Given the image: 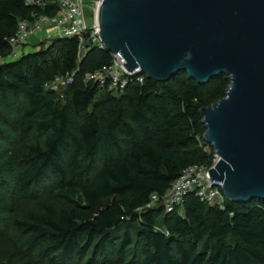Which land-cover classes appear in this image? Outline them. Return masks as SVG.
I'll list each match as a JSON object with an SVG mask.
<instances>
[{
  "label": "trees",
  "instance_id": "1",
  "mask_svg": "<svg viewBox=\"0 0 264 264\" xmlns=\"http://www.w3.org/2000/svg\"><path fill=\"white\" fill-rule=\"evenodd\" d=\"M43 1L45 8L0 0V56L8 54L20 20L57 13ZM79 46L77 38L57 39L0 67V118L15 127L25 150L9 185L21 199L48 189L69 205L14 219L17 235L38 246L43 264H264V200L225 199L220 207L192 193L172 213L161 203L148 208L184 169L213 164L200 110L224 98L230 80L223 75L199 85L179 73L165 83L145 78L115 95L83 82L109 67L112 53L91 47L81 57ZM73 72L71 86L45 88ZM6 206L0 200V210Z\"/></svg>",
  "mask_w": 264,
  "mask_h": 264
},
{
  "label": "water",
  "instance_id": "2",
  "mask_svg": "<svg viewBox=\"0 0 264 264\" xmlns=\"http://www.w3.org/2000/svg\"><path fill=\"white\" fill-rule=\"evenodd\" d=\"M103 50L130 73L199 85L225 75L226 96L200 110L224 198L264 200V0H103Z\"/></svg>",
  "mask_w": 264,
  "mask_h": 264
},
{
  "label": "built area",
  "instance_id": "3",
  "mask_svg": "<svg viewBox=\"0 0 264 264\" xmlns=\"http://www.w3.org/2000/svg\"><path fill=\"white\" fill-rule=\"evenodd\" d=\"M102 1L93 0V12L90 16L87 15L88 5L85 0H56L54 2L57 6L55 15L35 13L31 20H20L17 31L8 39L10 45L8 54L0 56V67L7 62L20 59L24 55L23 47L29 39L42 31L46 32L49 41L59 37L79 39L81 57L91 47L103 50L98 27V11ZM27 4L36 8L47 6V2L43 0H27ZM124 62L119 54H115L109 67L87 74L83 77V82L86 85L98 86L115 95L124 92L131 83L143 84L146 77L130 73L122 66ZM76 74L77 72H73L57 76L53 81L46 83L45 88L49 91L59 92L74 83ZM214 156L211 166L192 165L184 169L165 196H152L148 208H153L161 203L167 214L172 213L176 208H183L187 196L192 193L202 203L210 206H214L217 202H224L223 185L211 181L208 173L217 164L218 157Z\"/></svg>",
  "mask_w": 264,
  "mask_h": 264
},
{
  "label": "rangeland",
  "instance_id": "4",
  "mask_svg": "<svg viewBox=\"0 0 264 264\" xmlns=\"http://www.w3.org/2000/svg\"><path fill=\"white\" fill-rule=\"evenodd\" d=\"M88 5L87 15L93 12V0H85ZM65 39V38H57ZM49 41L46 32L42 31L31 39L29 43L37 46L36 50L49 48L57 40ZM61 91V90H60ZM7 120L0 118V200L7 202L6 208L0 210V264H43V258L38 256L39 248L29 247L26 238L17 235L13 226L14 219L23 220L27 213L35 215L43 214L47 208H53L57 212L69 208V205L58 198L55 193L46 189L39 194L37 199H21L17 192L9 185L11 175L19 173L22 164L17 163L20 155L25 153L22 140L13 125H8ZM209 151V147H206ZM13 177V176H12ZM224 202H217L214 206L222 207ZM165 212L157 218L158 229H161ZM55 255V253L51 254ZM86 259L78 260L77 264H85ZM130 263V258L126 260ZM95 264H120L114 259L103 261L98 259Z\"/></svg>",
  "mask_w": 264,
  "mask_h": 264
},
{
  "label": "crops",
  "instance_id": "5",
  "mask_svg": "<svg viewBox=\"0 0 264 264\" xmlns=\"http://www.w3.org/2000/svg\"><path fill=\"white\" fill-rule=\"evenodd\" d=\"M51 3L53 2H56V0H50ZM36 47L37 46H33V44L27 42L26 45L23 47V50H24V53H29V52H33V51H36ZM38 50V49H37Z\"/></svg>",
  "mask_w": 264,
  "mask_h": 264
}]
</instances>
